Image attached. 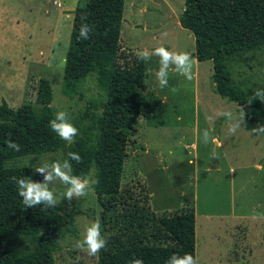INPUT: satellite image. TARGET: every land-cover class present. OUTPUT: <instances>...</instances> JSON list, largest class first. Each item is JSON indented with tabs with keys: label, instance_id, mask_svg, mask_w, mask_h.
I'll list each match as a JSON object with an SVG mask.
<instances>
[{
	"label": "rangeland",
	"instance_id": "rangeland-1",
	"mask_svg": "<svg viewBox=\"0 0 264 264\" xmlns=\"http://www.w3.org/2000/svg\"><path fill=\"white\" fill-rule=\"evenodd\" d=\"M75 2L0 0V102L11 108L35 105L38 79L45 78L54 115L67 112L76 127L86 101L98 98L100 91L93 74L80 83V97L60 91L71 27L63 18L72 17ZM182 5L183 0H123L121 46L138 52L166 44L170 51L191 55L192 35L166 18L170 11L177 16ZM144 66L150 111L131 129L122 182L144 185L149 207L157 214L192 205L199 264H264V134L251 133L257 124L246 120L235 134L229 133V121L218 113L231 111L239 118L242 112L214 91L210 60L192 59V79L170 73L169 86L163 89L155 81L158 58L153 56ZM228 69L239 87L264 89V50L230 61ZM78 122L84 125L87 119ZM205 129L214 142L198 140ZM57 161H63L61 150L25 156L14 164L28 166L29 177L39 182L43 177L33 168ZM85 177L93 178V169ZM50 188L60 199L64 186L57 182ZM72 200L77 214L72 226L60 233L59 248L51 253L53 263L96 264V257L75 247L84 227L96 221L93 191Z\"/></svg>",
	"mask_w": 264,
	"mask_h": 264
},
{
	"label": "trees",
	"instance_id": "trees-1",
	"mask_svg": "<svg viewBox=\"0 0 264 264\" xmlns=\"http://www.w3.org/2000/svg\"><path fill=\"white\" fill-rule=\"evenodd\" d=\"M122 9L123 0H76L73 7L60 91L80 97V83L93 74L100 96L86 101L75 122L80 134L72 143L48 126L55 115L47 79H38L35 105L11 108L0 102V264H54L51 253L59 248L60 233L72 226L77 214L74 201L61 197L46 211L39 206L24 209L13 178L30 173L15 160L56 150L62 151L63 160L68 152L78 153L81 162H72L73 174L85 177L93 169L98 181L92 189L96 221L107 244L96 264H131L135 258L165 264L173 253L194 256L192 205L157 214L149 207L144 185L122 182L131 129L149 113L151 99L144 62L119 42ZM177 20L193 37L191 56L210 60L214 91L243 108L246 121L264 124V109L257 100L246 105L259 88L239 87L228 69L230 61L264 50V0H183ZM82 23L93 29L88 40L77 39ZM84 119L87 122L78 125ZM9 139L20 151L7 147Z\"/></svg>",
	"mask_w": 264,
	"mask_h": 264
},
{
	"label": "clouds",
	"instance_id": "clouds-1",
	"mask_svg": "<svg viewBox=\"0 0 264 264\" xmlns=\"http://www.w3.org/2000/svg\"><path fill=\"white\" fill-rule=\"evenodd\" d=\"M66 21H72V17H64ZM93 29L87 24L82 23L78 31V40H88ZM137 60L148 62L153 56L158 58V70L155 73L156 87L163 89L169 86V74L175 73L183 76L186 80L192 79V58L187 52L170 51L164 46H158L151 50L144 49L138 51ZM254 100H258L264 104V89H258L249 96L247 104L250 106ZM245 113L243 108H240ZM229 121V133L235 134L245 123V114L239 118H234L231 111H223L218 113ZM50 130L55 133L61 140L72 143L74 138L79 134L78 129L69 122L68 113L59 111L54 118L49 121ZM255 135L264 134V124H259L250 130ZM198 140L204 144L214 142L210 132L205 129L198 135ZM7 147L13 151H20V145L9 139ZM67 159L63 161L44 163L43 165L34 167L33 170L41 174L42 181H33L30 177L13 178L16 185L17 195L21 198L24 209L40 207L41 211L54 208L60 200L57 194L50 188L59 182L64 186V191L60 194L62 198L69 200L73 198L86 197L98 183L91 177H81L73 174L72 162L80 163L81 156L76 152H68ZM192 161H189L191 163ZM254 218H259L254 216ZM107 240L101 235V225L98 221H94L85 226L81 237L76 241L75 247L86 253L89 257H96L102 249L106 247ZM131 264H144L140 258H135ZM165 264H199V258L192 254L185 253L178 255L173 253L168 257Z\"/></svg>",
	"mask_w": 264,
	"mask_h": 264
},
{
	"label": "crops",
	"instance_id": "crops-1",
	"mask_svg": "<svg viewBox=\"0 0 264 264\" xmlns=\"http://www.w3.org/2000/svg\"><path fill=\"white\" fill-rule=\"evenodd\" d=\"M132 6H133V4H132ZM180 11H181V9L179 10V13H180ZM168 17H166L168 20H171L172 22H174L175 23V25L178 27V26H180L179 25V23H178V20H177V16H173V13L170 11V13H169V15H167ZM133 24V23H132ZM135 25V24H134ZM179 28V27H178ZM163 46L164 47H168V46H166V44H163ZM192 59L194 60V61H196L197 62V60L194 58V57H192ZM206 217L208 218V215H206Z\"/></svg>",
	"mask_w": 264,
	"mask_h": 264
}]
</instances>
